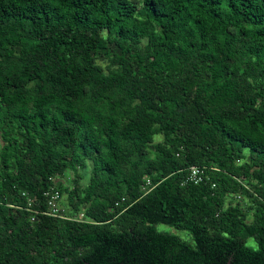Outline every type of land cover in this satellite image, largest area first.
Returning <instances> with one entry per match:
<instances>
[{"label": "trees", "instance_id": "1", "mask_svg": "<svg viewBox=\"0 0 264 264\" xmlns=\"http://www.w3.org/2000/svg\"><path fill=\"white\" fill-rule=\"evenodd\" d=\"M0 264H264V0H0Z\"/></svg>", "mask_w": 264, "mask_h": 264}, {"label": "built area", "instance_id": "2", "mask_svg": "<svg viewBox=\"0 0 264 264\" xmlns=\"http://www.w3.org/2000/svg\"><path fill=\"white\" fill-rule=\"evenodd\" d=\"M205 177L204 169L197 166H191L188 169V172L186 173L185 181L197 184L201 182ZM154 186L152 185V182L149 178H144L143 182L140 186L141 191L144 194L148 193ZM46 195L48 196V210L47 214L52 216H59V217H65L62 213L63 208L59 206V199L60 194L57 190H51L49 192H46ZM240 196H236V199H239ZM79 220L83 221V215L80 213L78 215Z\"/></svg>", "mask_w": 264, "mask_h": 264}, {"label": "rangeland", "instance_id": "3", "mask_svg": "<svg viewBox=\"0 0 264 264\" xmlns=\"http://www.w3.org/2000/svg\"><path fill=\"white\" fill-rule=\"evenodd\" d=\"M89 164H90L89 162L86 163V167H85L84 169L81 170V173L84 175V176H83V179H82V184H84V183L87 181L88 176H90V174H89V173H90V165H89ZM72 177H73V173H72L71 171H66V172L64 173L63 177H62V180H63V182H65V183H70V180L72 179ZM232 201H233V202L240 201V203H241L244 207L247 206V204H248L247 200H242L241 198H239V199L234 198V199H232ZM249 216H250V215H249ZM158 228H159L160 230H168V231H170V232H173V233L179 235V236H180L181 238H183L184 240L189 241V242H192V239H191L190 235H189L186 231L175 230V229H173V228H169V227L166 226V225H158ZM250 240H251L252 243L256 244V243L254 242V240L251 239V238L248 239L247 243H249Z\"/></svg>", "mask_w": 264, "mask_h": 264}, {"label": "clouds", "instance_id": "4", "mask_svg": "<svg viewBox=\"0 0 264 264\" xmlns=\"http://www.w3.org/2000/svg\"><path fill=\"white\" fill-rule=\"evenodd\" d=\"M249 246H251V248H252V250L254 252H259L260 251V248H259L258 244L252 243L251 240L249 241V243L245 244V247H249Z\"/></svg>", "mask_w": 264, "mask_h": 264}]
</instances>
